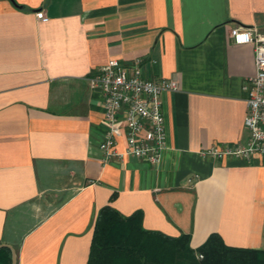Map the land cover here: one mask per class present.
Instances as JSON below:
<instances>
[{
    "label": "crops",
    "instance_id": "0c3cea01",
    "mask_svg": "<svg viewBox=\"0 0 264 264\" xmlns=\"http://www.w3.org/2000/svg\"><path fill=\"white\" fill-rule=\"evenodd\" d=\"M235 26L264 33V0H0V244L16 264H87L105 205L141 210L145 229L189 234L193 249L215 232L264 250V158L200 154L248 141L254 48L232 41ZM113 59L178 83L161 94L158 164L104 160L102 95L88 78Z\"/></svg>",
    "mask_w": 264,
    "mask_h": 264
},
{
    "label": "built area",
    "instance_id": "2783aa9c",
    "mask_svg": "<svg viewBox=\"0 0 264 264\" xmlns=\"http://www.w3.org/2000/svg\"><path fill=\"white\" fill-rule=\"evenodd\" d=\"M36 17L47 19L42 11H37ZM229 35L234 43H249L254 48L255 72L243 85L246 92L244 127L248 141L244 145L214 144L200 154L217 160L264 158V33L255 26H235ZM88 81L102 95L105 133L99 147L104 160L132 156L158 164L166 148L161 94L176 91L178 83L173 79L156 81L146 77L139 59L130 65L110 60L99 66ZM119 139L124 142L122 151L116 149Z\"/></svg>",
    "mask_w": 264,
    "mask_h": 264
},
{
    "label": "trees",
    "instance_id": "16d2710c",
    "mask_svg": "<svg viewBox=\"0 0 264 264\" xmlns=\"http://www.w3.org/2000/svg\"><path fill=\"white\" fill-rule=\"evenodd\" d=\"M189 240V234L145 229L141 210L125 216L105 205L93 224L87 264H264V250L229 246L215 232L195 249Z\"/></svg>",
    "mask_w": 264,
    "mask_h": 264
},
{
    "label": "water",
    "instance_id": "95a60500",
    "mask_svg": "<svg viewBox=\"0 0 264 264\" xmlns=\"http://www.w3.org/2000/svg\"><path fill=\"white\" fill-rule=\"evenodd\" d=\"M2 247H7V248H9L10 250H11V264H16V255H15V252H14V249L12 248V246L11 245H9V244H0V248H2Z\"/></svg>",
    "mask_w": 264,
    "mask_h": 264
}]
</instances>
